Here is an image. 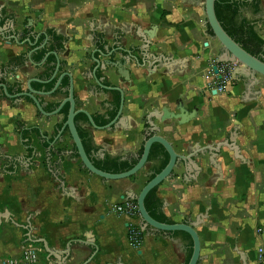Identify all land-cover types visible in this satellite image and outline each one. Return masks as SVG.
<instances>
[{"label": "crops", "instance_id": "1", "mask_svg": "<svg viewBox=\"0 0 264 264\" xmlns=\"http://www.w3.org/2000/svg\"><path fill=\"white\" fill-rule=\"evenodd\" d=\"M244 16L259 17L250 10ZM0 17V84L16 95L27 90L29 79L50 78L57 61L53 54L41 67L27 57L48 37L32 59L57 52L59 73L44 87L71 74L77 109L104 128L94 129L85 114L87 119H76L78 129L91 137L87 153L94 162H136L153 111L177 113L181 105L194 113L184 125L153 120L177 154L197 153L190 169L181 164L158 187L163 213L174 224L206 217L196 228L198 264L259 262L264 78L258 76V84L250 86L246 70L237 66L226 93L211 90L207 72L222 46L206 25L205 0H0ZM12 22L22 44L7 39ZM155 27V38L146 45ZM257 29L264 38V22ZM38 85L43 86L35 82L32 87L41 91ZM68 85L65 77L53 97H37L50 108L67 97ZM104 87L123 92L120 117L121 92ZM65 121L64 113L46 118L30 99L7 98L1 90L0 264L31 246L39 248V264H188L189 235L147 231L134 248L131 220L115 210L126 193L140 194L162 159L151 160L133 178L105 181L83 168L68 132L49 154L41 136L53 141Z\"/></svg>", "mask_w": 264, "mask_h": 264}, {"label": "water", "instance_id": "2", "mask_svg": "<svg viewBox=\"0 0 264 264\" xmlns=\"http://www.w3.org/2000/svg\"><path fill=\"white\" fill-rule=\"evenodd\" d=\"M217 0H205V16H206V25L211 30L213 36L220 42L222 49L219 54V58L216 61L218 64L220 63H238L239 66L244 67V69L247 72V75L251 78V85L258 84V76L264 78V60L261 58H258L248 51H246L240 44H238L222 27L221 23L219 22L216 14V5ZM9 28L12 30L11 35L7 37L9 40L16 41L17 44H22V42L19 41V35L14 31V23L12 22L9 26ZM0 30H3V27L1 26V17H0ZM155 31L156 27L154 28L153 32L150 34H147V39H145V44L149 45L150 41L155 38ZM3 37L4 34L2 35ZM48 40V37H47ZM47 40L44 45L36 47L28 54V61L33 66L41 67L44 65V63L47 61L48 57L53 54L57 61H56V68L53 72L52 76L47 79H38V78H31L27 82V90H24L23 92H20L16 95H10L7 90V86L0 84V96H1V90L3 89L4 94L7 98H13L18 99L19 101H22L24 99H30L31 102L36 106L39 113L46 118H51L55 116H59L65 106L69 104V111L66 118V121L63 123L61 129L58 130V136L53 139V141H50L46 136H41V139L44 140V144H47L48 146L47 151L51 155L53 152V147L57 142H63V136L66 132L69 133V136L73 140V144L76 148V153L78 155V158L80 159L82 166L84 169H86L89 173L96 175L100 178H102L105 181H111V180H123V179H129L136 176L140 171L145 169V167L151 162V160H154L155 162L157 160H161V156H154L152 157L153 153V147L155 144H158L164 148V150L169 155V162L167 166L159 173H156V175L149 181L147 184L143 187L140 194L136 195L133 192L126 193L127 200L136 201L140 215H141V229L144 232L147 231H154L164 234L169 233H175V232H181L189 235L193 242V251L191 258L189 260L188 264H198L200 260V253H201V242L198 236V233L196 231V228L200 226L203 223V220L206 218L205 216L199 217L196 222H184L180 224H163L160 222H157L154 220L150 214L148 213L146 206H145V200L148 194L154 190L155 188L159 187L164 181L171 179L174 176V169L179 167L181 164H183L186 168V170L190 166H192V160L197 153L192 152L188 155H180L177 154L172 146L171 143H169L165 138L158 135L159 128L154 123L153 120H157L160 123H164L167 120H176L179 122L180 125L187 124L191 120H193L196 115L194 113H188V111L183 108V106L177 107V113H171L167 110H163L161 112L153 111L149 114L147 120L149 124V130L145 133V139H144V146H143V152L141 155L137 157L136 163L133 165V167L123 173H109L102 171L98 169L94 162L92 161L91 157L87 154V151L85 150V147L83 145V141L81 139V136L79 134V130L76 124V117L79 114H85L88 118L89 124L94 129H104L103 127H100L96 124L93 117L84 110H78L77 109V103L74 97V89H73V78L71 74L69 73H63L53 86V88L50 91H46L45 88H43L41 91H36L33 89L32 84L35 82H38L41 85H47L51 83L56 76L59 73L60 70V61H59V54L57 52L48 53L43 60L40 63L34 62L32 59L33 54L37 53L38 51L45 48L47 44ZM31 40L28 39L26 42H30ZM101 66V65H100ZM238 66V67H239ZM237 69V68H236ZM235 69V70H236ZM234 73V72H233ZM234 75V74H233ZM67 77L69 79V85L63 89L64 93L66 92L67 97L63 99V101L57 106V108L52 112H47L46 107L47 105L42 102L40 97H53L60 89L63 79ZM108 90H118L122 94V105L120 108V111L118 113V117L122 114L123 109V103H124V97L123 92L119 90L118 88L114 87H104ZM214 93H216L214 91ZM110 127V126H109ZM46 146V145H45ZM223 145H220L219 150L221 149ZM228 147V145H225ZM219 150H213V153H217ZM155 172L151 174L153 176ZM150 176V177H151ZM42 241L35 240V243H40ZM93 244V243H92ZM94 245V244H93Z\"/></svg>", "mask_w": 264, "mask_h": 264}, {"label": "trees", "instance_id": "3", "mask_svg": "<svg viewBox=\"0 0 264 264\" xmlns=\"http://www.w3.org/2000/svg\"><path fill=\"white\" fill-rule=\"evenodd\" d=\"M215 9H216L217 18L219 22L221 23L222 27L225 29V31L238 44H240L246 51L264 60V58L262 57V54L264 53L263 51L264 50V39L259 34L258 30H256L257 24L260 22H264V20L259 19L256 21H250L244 16V14L249 10L252 11L254 16H257L258 14H260L261 13L260 0H217ZM209 31L211 32L210 29ZM58 40H61V39H58ZM59 50H62V46L59 47ZM44 57L45 55L43 54L39 56L37 55L34 58V62L40 63ZM15 61L17 60L11 61L10 64H13ZM54 84L55 83L48 85L47 90L44 87V85L42 87L38 85L37 88L39 87L40 89L45 88L46 91H50L52 87L54 86ZM58 105L59 104L52 105L50 106V108H47L46 110L49 112H52L57 108ZM69 107H70L69 104H67L65 108L63 109V111L61 112L66 115V118L68 115ZM79 117H83L84 119H87L82 114H79L76 117V119ZM18 125L20 129H23V126L20 123ZM32 131L35 132L36 131L35 128H33ZM79 134L83 141L85 150L88 152V148H89L88 144L91 141V137L89 134L85 135L80 130H79ZM154 156H161L162 162H161L160 167L155 171V174H153V176L147 179L145 185L156 175V173L161 172L167 166L169 162V155L164 150V148L158 144H155L153 147L152 157ZM76 157L78 158L77 153H76ZM135 163L136 162L129 164L126 162L123 163V162H119L118 160H111V159L105 160L103 164L97 163L96 161L94 162L95 166L98 169L105 171V172H109V173L126 172L130 170ZM157 189L158 187L152 190L146 197V200H145L146 209L148 213L150 214V216L157 222H160L163 224H174L163 213L162 202L157 196ZM134 202L136 203V201Z\"/></svg>", "mask_w": 264, "mask_h": 264}, {"label": "built area", "instance_id": "4", "mask_svg": "<svg viewBox=\"0 0 264 264\" xmlns=\"http://www.w3.org/2000/svg\"><path fill=\"white\" fill-rule=\"evenodd\" d=\"M238 63H220L216 61L207 72L211 81V90L217 94H224L228 88L233 85V72ZM119 214L130 218L129 240L134 248H139L144 238V231L141 229V215L137 204L132 200H123L115 207ZM2 264H39V248L37 246L26 247L18 257H9ZM257 264H264V251L260 250V259Z\"/></svg>", "mask_w": 264, "mask_h": 264}, {"label": "flooded vegetation", "instance_id": "5", "mask_svg": "<svg viewBox=\"0 0 264 264\" xmlns=\"http://www.w3.org/2000/svg\"><path fill=\"white\" fill-rule=\"evenodd\" d=\"M257 16H259L258 18L262 19V13L258 14ZM258 28V24H257V27H256V30ZM259 32V31H258ZM260 34V32H259ZM261 35V34H260ZM264 39V38H263ZM264 51V50H263ZM262 57L264 58V53L262 54Z\"/></svg>", "mask_w": 264, "mask_h": 264}, {"label": "rangeland", "instance_id": "6", "mask_svg": "<svg viewBox=\"0 0 264 264\" xmlns=\"http://www.w3.org/2000/svg\"><path fill=\"white\" fill-rule=\"evenodd\" d=\"M260 18H258V19H256V20H259ZM258 25H259V23H258ZM258 30V29H257ZM259 31V30H258Z\"/></svg>", "mask_w": 264, "mask_h": 264}]
</instances>
